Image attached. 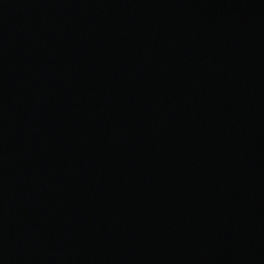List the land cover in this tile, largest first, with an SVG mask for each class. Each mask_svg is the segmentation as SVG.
<instances>
[{
  "label": "water",
  "instance_id": "95a60500",
  "mask_svg": "<svg viewBox=\"0 0 264 264\" xmlns=\"http://www.w3.org/2000/svg\"><path fill=\"white\" fill-rule=\"evenodd\" d=\"M0 264H264V0H0Z\"/></svg>",
  "mask_w": 264,
  "mask_h": 264
}]
</instances>
